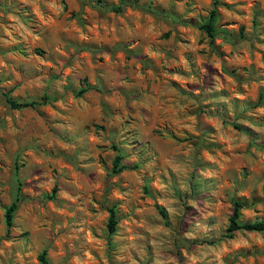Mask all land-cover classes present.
I'll list each match as a JSON object with an SVG mask.
<instances>
[{"label":"rangeland","instance_id":"obj_1","mask_svg":"<svg viewBox=\"0 0 264 264\" xmlns=\"http://www.w3.org/2000/svg\"><path fill=\"white\" fill-rule=\"evenodd\" d=\"M237 201L264 220V0H0V264H264Z\"/></svg>","mask_w":264,"mask_h":264},{"label":"trees","instance_id":"obj_2","mask_svg":"<svg viewBox=\"0 0 264 264\" xmlns=\"http://www.w3.org/2000/svg\"><path fill=\"white\" fill-rule=\"evenodd\" d=\"M216 20V11L212 10L209 14L208 21L201 26L206 34L213 39L214 37V25ZM84 91V90H83ZM82 91V92H83ZM8 104L13 109H25V108H35L39 105L38 102H19L14 99L8 98ZM122 157L120 155H116L115 159L113 160V173H120L125 170L127 167L121 164ZM55 191V189L53 190ZM244 207L243 202H234L233 203V212L229 218V225L227 227L228 238H232L234 233L239 230L249 231V232H263L264 231V220L261 221H254V222H240V210ZM17 209V203L13 202L11 205L6 209L5 212V224L7 229H10L12 226L13 215ZM116 221L114 219V212H110V217L108 221V229L109 232H113L115 230ZM45 254L42 253L40 258L41 264H47L45 258Z\"/></svg>","mask_w":264,"mask_h":264}]
</instances>
